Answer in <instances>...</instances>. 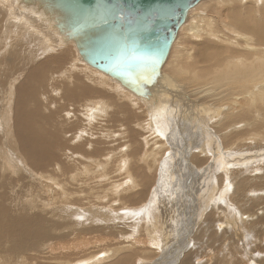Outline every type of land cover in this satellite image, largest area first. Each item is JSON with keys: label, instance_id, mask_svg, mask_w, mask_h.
<instances>
[{"label": "rangeland", "instance_id": "374dc122", "mask_svg": "<svg viewBox=\"0 0 264 264\" xmlns=\"http://www.w3.org/2000/svg\"><path fill=\"white\" fill-rule=\"evenodd\" d=\"M231 1L232 0H230V2ZM9 2L10 8H12V10L16 12L17 15L25 16V19L19 17V19L16 20L15 15L9 16V10L6 9L7 7L0 3V6H2L0 9H3L0 10V22L2 24L0 25V54L2 53V49L4 52L6 51V54H1L0 58L5 56L9 57V59L17 58L19 61L17 65L20 66L19 72L16 74V82L14 87L17 88V92L19 91L18 93L22 95V99L24 100H26L28 97L26 96L25 92L29 91L31 88L34 90L36 87V95L34 96V100H36V103L39 107L47 109L43 111L44 116L46 113H48L50 116L52 115L50 123L48 124H46L42 119H37V121H39V126L44 127L45 130H49L50 127H52L53 133L55 126L57 127L60 124V127L61 124L64 123L63 119L66 117L64 115L65 111H67L71 117L74 116V118H72V120L70 119L71 123L69 125L62 124L61 130L65 129V131L62 130L63 132H57L60 130L59 127H57L58 129L56 128L57 131L55 129L56 132H54V134H56L53 135L55 138H57V142H52V151L54 155H50L52 159L55 158L54 161H52V159L42 161H39L36 158L30 160L27 159L28 161L25 163L27 167L29 166L28 170L33 172L32 175L22 168L23 163L18 160V157L21 155L18 146L15 147L17 153H11V157L14 159V162H18L17 164L20 165L21 168L20 170L16 171L15 175L11 176L8 175V173H11L10 171L2 172L3 176H6L5 179H12V182H8L7 184V190L9 191L5 192L6 199L4 201V210L7 216L10 215V218L18 217L19 213V217L26 214V219L29 218L31 221L33 220L34 223L29 222L25 225V227H22L23 234H25L26 231L27 233L29 232L31 236V238L29 237V240L27 241V245H29V247L25 244V246L28 247H26L27 249L24 247L23 249L19 248L20 251L18 252H10L8 249L11 244V238L9 239L6 237H0V247H2L0 248V264H64L77 259L88 260L89 258L90 260L91 257H97V255L101 257L104 255V253V257L106 259L101 260L100 258V260H96V264H125V262L126 264H264V135L261 137L260 135L253 136L250 134V130H253L256 124L259 125L264 123L262 118L263 116L261 114V112L264 111V105L259 110L260 112L257 111L255 116L251 117V112L240 113L243 109H246V106L244 107L243 102H241V105H243L242 107H237V105L232 102L234 99H237V101L239 100V97H235L237 94L233 95L232 99H224L229 89H227L228 91H225L224 89L223 92H221L222 89H219L216 91V93L211 92V94H204V90L210 89L214 82H212L210 77L205 75V68L203 65L198 63V60H200L202 57V52H204L207 47H210L207 42L214 41L215 43H221L220 41L222 39L219 37L224 38V36L227 34L231 35L230 31L226 30V33L225 29H220V26L215 28L217 24H212L211 30L213 35L212 33L206 35L204 31L201 30L200 32L203 33H197L198 35L196 34V37L195 33L193 34V32L188 30V28H186L187 31L186 29H183L182 32L178 30L179 32L177 37L179 39L176 37V44L174 42L176 48H171L168 56L169 58H167L164 67L166 66L165 70L173 79L175 86L180 88V96L181 94H184L188 97V99L192 100L196 104H184L181 101H176L172 105L165 103L162 104V114L164 113L163 118H166L165 124L167 123L168 129L166 132L167 134L164 137L166 139L163 138V140H160L162 138H158L157 136L155 137L147 129L149 124L147 125L146 120L149 114H147V112L144 110V104H142L130 92L124 90V88L121 87L120 88L123 89L121 91L122 95L119 94L117 96V91L114 90V88H116L118 84L110 80L102 73H100V75L102 74L104 81L98 80L96 85L89 84L88 82L82 80L83 75L78 73L76 70L71 73H66L67 68L70 67V62L76 58L82 67L85 66L87 69H89V66L79 59L77 52L71 43L62 47H57L52 52H47L49 47L47 43L41 42L42 40H40L41 38L39 36L40 33L38 30H45V33L52 36V40L56 45L55 38L53 37L52 33L47 31L45 26L42 25V23H39V21H37L32 16V18L37 21V25L39 27L36 26L33 22L34 20L31 18V15L27 13H18V10L14 7L12 0ZM220 2L221 0H201L195 7L192 8V11H189L190 13L188 12L189 15L187 18L190 20L189 24H198L197 26H201L203 21L208 19V15L211 10H217V5ZM245 4H247V2ZM219 5H221V8L224 7L222 4ZM1 11L3 12L1 13ZM25 20L27 21L25 22ZM37 48L41 49L45 54L41 55V53L37 51ZM13 49L16 50V52L10 53L13 51ZM30 51H34L36 56L29 55ZM65 52H69L72 60L69 55H65ZM185 57H189L191 61L193 60V64L196 63L198 67L197 71L192 70L190 71L192 73L189 72L186 74L182 72L184 70L181 69V73H177V67L179 68L181 65L182 67L185 66H183ZM48 60L51 61V63L48 62ZM193 67L196 68L195 65H193ZM4 69V66L0 67V74ZM20 69L22 73L20 72ZM173 71L175 73H173ZM84 73L85 72H83V74ZM92 74L94 75H90L91 78L93 77L92 80H95V76L99 77V73L98 75L97 73ZM7 75L5 76L3 74L2 79L0 75V86L3 87V84L6 82L5 79L8 78ZM67 75H71L70 81H67ZM187 76L189 77V80ZM48 78H52L53 81L51 82L53 87H55L58 91L60 90L58 95H53L51 93L48 94V92H50L49 88L47 87ZM2 80H5L4 83ZM82 86L85 87V91L80 90ZM256 87L258 89H256ZM256 87L254 91L255 93H258L261 91L263 86L262 84H257ZM71 89L74 90L73 93H75L76 99L73 97L68 101H62L61 97ZM41 91H44L43 94L45 93L47 95L49 102H55L54 105L47 106L46 101L43 100L44 98L40 97ZM1 92L4 93L5 88H2ZM1 92L0 96H2L0 97V109L3 107V93ZM125 92L126 94L128 93L132 95L139 102V104L142 106L141 109L132 107L129 99L126 98L127 95ZM198 92L200 94H198ZM82 94L86 95H84L85 99ZM177 96L178 94L176 97ZM245 97H247L246 101H249V97L247 95ZM178 99L182 98L179 97ZM262 99V102L264 103V96ZM81 100L82 102L94 100L95 102L97 101L99 105H101L103 102H107L108 104L106 103V105L108 111L106 110V115L102 114V117H96L95 119L97 120H92L88 126L87 123H82V116H80V114L83 113L80 108V105L82 104ZM220 100H222L224 103H220ZM59 101L62 102L59 103ZM115 104H117L118 107ZM234 105L235 107L232 108ZM12 106L14 108V102H12ZM33 107L34 105H32V108ZM100 107L101 106H99L97 109ZM229 108H232L230 109L231 111H229ZM239 113L241 115H239ZM95 114L96 113H94V115ZM228 114L233 115L232 118L229 117L230 119H228ZM236 115H238L239 118ZM254 118L256 120H254ZM224 120L225 123H229L227 127L230 125V127L225 129V131L227 130L228 133L224 132V130L221 128V123ZM256 121L257 123H254ZM55 122L59 124L56 125ZM142 122L145 123L141 125ZM249 122L253 123L250 124ZM231 124H233L236 128H231ZM80 129H84L82 132L83 134L81 133ZM247 130L248 132H246ZM66 131H68V133H66ZM260 131L264 133L263 128ZM78 133H81L82 135L80 140L76 139V134ZM235 133H238L236 134L237 137L234 135ZM223 135L225 137H223ZM227 136H231V138H228ZM1 138L2 136L0 130V140ZM74 138L77 140L76 143L74 142ZM227 138L229 140L231 139L230 142L227 140ZM67 140L71 144L70 146ZM87 140L91 141V143L95 142L96 144L93 146H96L90 147L91 145H86L87 152H84V144ZM159 140L164 142L163 148L161 147ZM65 142H67L70 149L74 150L76 148L75 150H77V153L75 150H68L67 144ZM71 142H73V144ZM57 143L60 146L57 145ZM200 144L201 146L204 144L205 147H199ZM205 144H209L211 146V150L208 148L209 145L206 147ZM56 146L60 147V150H58V148L56 149ZM11 147H13V145H7L6 152L8 149L11 150ZM64 147L67 150H64ZM216 147H219V150L213 151L212 149ZM93 148L96 150L98 149L96 154H91L92 157H83V155L88 154V151L91 152ZM61 149L64 150V152H61ZM203 149H207L209 152L207 150L203 151ZM55 151L59 153H56ZM69 151L75 156V158L74 156H71L70 153H68ZM204 153L205 156H203ZM101 156L102 158H100ZM143 156H147V161L141 163L138 161V158ZM5 157H7V154H5ZM203 157H206L207 159ZM215 157L222 158L220 163L221 168L219 167L218 171L215 169H213L214 172L212 171L213 175L214 173H217L214 175L215 181L217 182L215 189L210 191V185L213 184L212 182H214V177L210 174L211 167L209 166L214 167L217 165L216 162L213 165V162L216 160ZM135 160L139 163L135 162ZM29 161L31 164H38L40 166L36 170H31ZM123 162H126L127 164L122 166ZM40 163L45 165H41ZM113 163H115V165ZM120 165L123 168L120 167ZM12 166L14 167L15 163H13ZM222 166H224L225 169H223ZM254 168H258L256 170H259V172L253 173L252 171ZM66 170L69 173H66ZM69 170H72V172ZM167 173L168 175H166ZM223 173H225L226 176L225 179L222 176L225 182L220 178L221 174ZM210 175L213 180H210ZM227 177H230L229 180L226 179ZM53 178H56L54 182L51 181ZM64 179H68V181H65ZM146 179L149 182H147ZM144 181L146 182L145 186L143 185ZM138 183H141L142 185ZM225 183H227L229 187L228 191V187L227 185L225 186ZM160 185L162 186L160 187ZM153 187L156 189V191ZM168 187L171 190L168 189ZM165 188L166 190H164ZM114 189L117 191H114ZM222 189L226 190L223 192ZM148 191L151 192L148 193ZM163 191L164 193H162ZM168 191L173 194H170ZM153 192L154 195L157 192H160L159 194L157 193L158 197H156L159 203V210L161 211H159L160 218L161 221H163V228L167 234V239L159 250L152 248V246H148L147 236L145 237L142 231L145 215L142 213H136V211L146 206L147 202V204H149L150 200H152ZM133 193L136 195L134 196ZM166 193L168 195H166ZM15 195L17 196V199ZM129 195L132 197H128L130 200L126 197ZM138 196L141 198L143 197L144 200L146 198V200L143 202V198L142 200L140 197L137 199ZM161 196L163 197L161 198ZM135 200L136 203L138 200H140L137 203V206L135 205ZM130 202L132 204L134 203V206ZM128 206H130V208ZM135 207L136 209H134ZM10 208H12V210ZM98 209L102 210L98 211ZM96 211H98L97 214ZM28 212H30V214ZM94 213L96 214L95 216H98L99 214L109 216L108 221L103 220L102 222L97 223V221H94ZM125 213L129 214L131 220L134 218L132 216H135V222H130L129 217H127ZM140 214L142 220L140 217H137ZM0 215H2L0 220L3 221L4 214L0 213ZM166 220H169V223L166 222ZM38 221L40 222L39 224ZM48 221L49 223L51 222L50 225ZM137 221L140 223L137 224ZM52 223L53 226H51ZM56 223L57 226L55 225ZM42 225L45 226V229ZM220 225L222 226L221 228H219ZM47 229H50V233L49 231L47 232ZM146 229L151 230V226L147 224ZM131 230L132 233H130ZM35 232L39 234L36 235ZM128 232L129 234L126 235ZM43 234L45 237L48 235L49 238H45L42 236ZM65 234L68 236L65 237ZM33 235H35V238ZM127 236L129 239H127ZM31 239L33 242L35 239L37 240H35L33 243ZM38 240H40V242ZM33 244L35 245V249L31 250L30 246ZM61 247H63V249ZM115 247H120L121 251L116 255V257L112 256L110 258V254L107 252L109 250H113ZM106 249L109 250L107 252H103L106 251ZM22 250L24 251L22 252ZM27 250L29 253H27ZM101 251L102 253H99ZM21 253H25L24 256ZM14 255L17 256V259L16 256L14 257ZM118 258L119 260H117Z\"/></svg>", "mask_w": 264, "mask_h": 264}, {"label": "bare ground", "instance_id": "6f19581e", "mask_svg": "<svg viewBox=\"0 0 264 264\" xmlns=\"http://www.w3.org/2000/svg\"><path fill=\"white\" fill-rule=\"evenodd\" d=\"M9 1H11V0H1L0 1V3L2 4V5H5L7 8V10H9V16H12V15H15V17H16V20H18L19 19V17H21V18H23V19H25V16H23V15H17V13L16 12H14L13 10H12V8H10V2ZM9 2V3H8ZM12 2H13V5H14V7H15V4H14V0H12ZM247 2V4H245ZM244 3V4H243ZM219 4H222L224 7L223 8H221V5H219ZM218 5H217V10L216 11H214V9L213 10H211V12L209 13V15H208V19L206 20V21H203V24L199 27V26H197L198 24H196V25H190L189 23H190V20H189V18H187L186 20L187 21H185L184 22V24L179 28V31L180 32H182V30L183 29H186V28H188V30H190V31H192L193 32V34L195 33V36H196V34L197 33H199L201 30H203L204 31V33L207 35V34H211L212 33V30H211V27H212V24L214 25H216L217 24V26L215 27V28H217V27H219L220 26V29H225V31L226 30H229L230 31V34L231 35H234V36H231V35H229V34H227V35H225L224 36V38H222V37H219V38H221V39H219V40H221L220 42L221 43H215L214 41H210V42H207L208 44H209V46L210 47H207L205 50H204V52H202L203 54H202V57L200 58V60H198L197 62L200 64H202L203 65V67L205 68V75L207 76V77H210L211 78V80H212V82H214L213 84L212 83H210V84H212V86H211V88L210 89H207V90H204V94H211V92H214V93H216V91L217 90H219V89H222V91L221 92H223V90L225 89V91L227 90V89H229V91H228V93L225 95V100H229V99H232V97H233V95H235V94H237L235 97H239V100L237 101V99H234L232 102H234V104H236L237 105V107L239 106H243L244 105V107L246 106V109H243L242 110V112H240V113H243V112H251V114H252V116L251 117H253V116H255V114L257 113V111H259L261 108H262V106L264 105V103L262 102V97L264 96V0H232L231 2H230V0H221V2L219 3ZM261 4V5H260ZM242 6V7H241ZM258 6V7H257ZM261 6V7H260ZM0 7H2V6H0ZM257 7V8H256ZM0 10H3V9H0ZM5 11V10H4ZM190 11H192V9L190 10ZM3 11H1V13H2ZM18 13H21V14H26V13H24V12H21V11H17ZM190 13V12H189ZM189 13H188V15H189ZM6 15V14H5ZM8 16V17H9ZM14 17V18H15ZM18 17V18H17ZM188 17V16H187ZM20 18V20L22 21V19ZM31 18H32V16H31ZM207 18V17H206ZM12 19H13V17H12ZM30 19V18H29ZM34 21V24L36 25V26H38L37 25V21L34 19V18H32ZM202 19H204V18H202ZM193 20V19H192ZM205 20V19H204ZM27 20H25V22H26ZM25 22H23V23H25ZM32 22V21H31ZM32 22V23H33ZM200 22V21H199ZM198 22V23H199ZM197 23V22H196ZM202 23V22H201ZM12 24V23H11ZM0 25H2L1 24V22H0ZM28 25H29V23H28ZM34 25V26H35ZM39 27V26H38ZM214 27V26H213ZM181 29V30H180ZM213 29V28H212ZM39 31V33H40V40H42L41 42H45V43H47V45H48V49H47V52H52V51H54L56 48H57V46L54 44V41L52 40V36L51 35H49V34H47V33H45V30H38ZM178 31V32H179ZM186 31H187V29H186ZM217 31V30H216ZM218 32H220V31H218ZM222 32V31H221ZM200 33H203V32H200ZM226 33H227V31H226ZM217 34V33H216ZM216 34H214V35H216ZM181 35V34H180ZM198 35V34H197ZM204 35V34H203ZM212 35H213V33H212ZM197 37V36H196ZM203 37V36H202ZM206 37V36H205ZM207 37H209V36H207ZM213 37V36H212ZM218 37V36H217ZM178 38V37H177ZM204 38V37H203ZM179 39V38H178ZM216 39V38H215ZM217 39V40H218ZM176 40V39H175ZM209 40H210V38H209ZM182 41V40H181ZM15 42V41H14ZM36 42V41H35ZM175 42V41H174ZM175 44H176V42H175ZM175 44L173 43V45H172V47L173 48H176L175 47ZM20 45V44H19ZM21 46V45H20ZM172 48V49H173ZM38 50L37 51H39L40 53H41V55H44L45 53L44 52H42V50L41 49H39V48H37ZM177 50V49H176ZM192 50V49H191ZM183 51V50H182ZM188 51H189V49H188ZM1 54H6V51L4 52V50L2 49L1 50ZM16 52V50H14L13 49V51L12 52H10V53H15ZM39 52H38V54H39ZM172 52V51H171ZM188 53V52H187ZM186 53V54H187ZM200 53V52H199ZM1 54H0V56H1ZM36 53H34V51L32 52V51H30L29 52V55H35ZM67 54V56L69 55L70 56V54H69V52L67 53V52H65V55ZM78 55V54H77ZM182 55V54H181ZM5 56V55H4ZM36 56V55H35ZM38 56V55H37ZM175 56V55H174ZM180 56V55H179ZM183 56V55H182ZM186 56H188V55H186ZM195 56H196V53H195ZM194 56V57H195ZM198 56V55H197ZM201 56V55H200ZM62 57V56H61ZM60 57V58H61ZM71 57V56H70ZM190 57V56H189ZM189 57H185V62H183V66L184 67H182V65L177 69L176 68V70H177V73L178 72H180L181 71V69H183L184 71H182V72H184V73H189L190 71H192V70H194V71H197V65H196V63H192V61H191V59H189ZM58 58V57H57ZM69 58V57H68ZM169 58V57H168ZM176 58V57H175ZM181 58H183V57H181ZM16 59V60H15ZM15 59H9V57H2V58H0V64H1V66H4L5 67V69L1 72V79H2V77H3V74L6 76L7 74V76H8V78L7 79H5L6 80V82L4 83V81L5 80H2L3 81V83H1V84H3V87L2 86H0V92H1V90H2V88H5V92L3 93V92H1V93H3V98H2V104H3V107H2V109H0V130H1V136H2V138H1V140H0V178H2V179H0V213L1 214H4V220L3 221H1L0 220V237H6V238H11V244H10V247H9V251L10 252H18V251H20L19 250V248H21V249H23L24 247L26 248L27 246L29 247V245H27V241L29 240V237L31 238V236H30V234H29V232L27 233L26 231H25V234H23V231H22V227H25V225L27 224V223H29V222H31V223H34L33 222V220L31 221L29 218L28 219H26V214H24V216H21V217H19V215H20V213H19V215H18V217H16V218H10V215L9 216H7L6 215V213H5V210H4V201H5V199H6V194H5V192H7V191H9V190H7L8 188H7V184H8V182H12V179H9V178H6L5 179V177L3 176V171H10L11 173H8V175H15L16 174V171L17 170H20V165H18L17 163L18 162H14V159L11 157V153H17V150H16V148L15 147H17L18 146V148H19V152H21V155L18 157V160L19 161H21L22 163V168L25 170V171H27V172H29V173H31V175H32V173L33 172H30L29 170H28V167H27V165H26V163L25 162H27L28 160H30V159H38L39 161H42V160H51L52 158H51V156L50 155H54L53 154V151H52V146H53V141H56L57 142V138H55V134H54V132H56L57 131V127H59V123H57V122H55L56 123V125H58L57 127L55 126V128L53 129V133H52V127H50V129L49 130H45V128L44 127H41V126H39V121H37V119L39 120V119H42L46 124H48V123H50V120H51V117H52V115L50 116L48 113H46L45 114V116H44V114H43V111L44 110H47V109H43L42 107H39L38 105H37V103H36V100H34V96L36 95V93H35V91H36V87H35V89L33 90L32 88L29 90V91H26L25 92V94H26V96H28L27 97V99L26 100H24V99H22V95H20V93H18L17 92V88H15L14 87V85H15V82H16V74L19 72V65H17L18 64V60H17V58H15ZM31 59V58H30ZM36 59V58H35ZM65 59V58H64ZM196 59V58H195ZM194 59V60H195ZM50 60V59H49ZM48 60V62H50L51 63V61H49ZM71 60H72V57H71ZM70 60V61H71ZM171 60V59H170ZM169 60V61H170ZM181 60V59H180ZM46 61V60H45ZM183 61V60H182ZM53 62V61H52ZM195 62V61H194ZM178 63V62H177ZM169 64V63H168ZM173 64V63H172ZM178 64H180V63H178ZM45 65V64H44ZM47 65V64H46ZM165 65V64H164ZM164 65H163V67H162V72H164V73H167L166 72V66L164 67ZM193 65H195L196 66V68H194L193 67ZM0 66V67H1ZM65 66V65H64ZM200 66V65H199ZM201 67V66H200ZM199 67V68H200ZM67 68V67H66ZM83 68V69H82ZM190 69V70H189ZM202 69V68H201ZM74 70H76L78 73H80L81 75H83V77H82V80H84L85 82H88L89 84H93V85H96V83H97V81L98 80H103L104 81V79H103V76H102V74L100 75V72L99 71H97L96 69H92L91 67H89V69H87L85 66H81L80 65V63L78 62V60H77V58L76 59H74L72 62H70V67L69 68H67V71H66V73L68 72V73H71V72H74ZM97 72H96V71ZM203 71H204V69H203ZM20 72H21V69H20ZM83 72H85L84 74H83ZM22 73V72H21ZM92 73H97V75H98V73H99V77H94V79L95 80H92V78L90 77V75L91 76H94ZM173 73H175L174 71H173ZM181 73V72H180ZM190 73H192V72H190ZM64 74V73H63ZM168 74V73H167ZM183 74V73H182ZM85 75V76H84ZM176 75V74H175ZM54 76V75H53ZM102 76V77H101ZM178 76V75H177ZM18 77H20V76H18ZM188 77V76H187ZM66 78H67V81H70L71 80V75H67L66 76ZM170 79L172 80V82H173V84L170 86V88H171V90H172V93H171V95H169V96H166V97H163V98H160L159 100H158V102L156 103V105H153V104H149V105H144L143 106V108H144V110L147 112V114H149V116L147 117V120L146 119H144V120H146V123H147V129L156 137H158V138H162V139H160V140H163V138L165 137V135L167 134L166 132H167V127H168V125H167V123L165 124V119L163 118V114H162V104H169V105H172L173 103H175L176 101H181L182 103H187V104H193L194 102L192 101V100H190V99H188V97L186 96V95H184V94H181V96H180V88L178 87V86H175V83H174V81H173V79L170 77ZM176 79V78H175ZM178 79V78H177ZM180 79V78H179ZM188 80H189V77H188ZM48 85H47V87L49 88V90H50V92H48V94H53V95H58L59 94V92H60V90L58 91L55 87H53V85H52V82L51 81H53V79L52 78H48ZM83 81V82H84ZM100 81V82H101ZM108 81V80H107ZM39 82V81H38ZM41 82V81H40ZM43 83V82H42ZM102 83V82H101ZM234 83H237V84H234ZM38 84V83H37ZM257 84H262V89H261V91H259L258 93L256 92L255 93V87H256V85ZM52 85V86H51ZM79 85V84H78ZM37 86V85H36ZM80 86V85H79ZM85 86V85H84ZM84 86H82V88L80 89V90H83V91H85L86 89H85V87ZM91 86V85H90ZM89 86V87H90ZM103 86V85H102ZM196 86V85H195ZM21 87V86H20ZM96 87V86H95ZM121 86L118 84L117 86H116V88H114V90H116L117 91V96L119 95V94H121V91L123 90V89H121L120 88ZM206 87V86H205ZM74 88V87H73ZM88 89V88H87ZM101 89V88H100ZM106 89V88H105ZM104 89V90H105ZM107 89H108V86H107ZM256 89H258L257 87H256ZM4 90V89H3ZM48 90V91H49ZM95 90V89H94ZM110 90V89H109ZM108 90V91H109ZM125 90V89H124ZM185 90V89H184ZM107 91V90H106ZM105 91V92H106ZM111 91H113V90H111ZM38 92V91H37ZM43 92L44 91H41V98H44L43 100H45L46 101V103H47V106L49 105H54V101L53 102H49V98L47 97V95L44 93L43 94ZM74 92V90L73 89H71V90H69L68 92H66L65 94H64V96H62L61 97V100L62 101H68V100H70V99H72L73 97L75 98V93H73ZM77 93V92H76ZM79 93H81V92H79ZM112 93V92H111ZM123 93V92H122ZM39 94V93H38ZM125 94H126V92H125ZM178 94V96L176 97V95ZM198 94H200L199 92H198ZM85 95V94H84ZM84 95L82 94V96L84 97ZM122 95V94H121ZM127 95V99H129V102L132 104V107H134V108H139V109H141V105L139 104V102L132 96V95H130V94H126ZM248 96L249 97V101H246L247 100V97H245V96ZM2 96V95H1ZM0 96V97H1ZM49 96V95H48ZM86 96V95H85ZM114 96H115V94H114ZM116 96V97H117ZM199 96H201V95H199ZM210 96V95H209ZM24 97H25V95H24ZM39 97V98H40ZM58 97V96H57ZM171 99H170V98ZM174 97H176V98H174ZM179 97H181L182 99H178ZM53 98H54V96H53ZM78 98V97H77ZM100 98V97H99ZM221 98V97H220ZM35 99H36V97H35ZM76 99V98H75ZM84 99H85V97H84ZM86 99H87V97H86ZM78 100V99H77ZM169 100H171V101H169ZM34 101V102H33ZM61 101V102H62ZM211 101V100H210ZM12 102H14V108H13V106H12ZM60 101H59V103H61ZM79 102V101H78ZM81 102H82V100H81ZM220 103H224V102H222V100H220L219 101ZM226 102V101H225ZM241 102H243L244 104L243 105H241ZM31 103V104H30ZM33 103V104H32ZM40 103V102H39ZM67 103V102H66ZM107 103V102H106ZM106 103L105 102H103L101 105H99V103L96 101H94V100H89V101H84V102H82V104L80 105V108H81V110H82V112L83 113H81L80 114V116H82V120H83V122L82 123H87L88 124V126H89V123H91L92 122V120H94L96 117H102V114L103 115H106L105 113H106V110L108 111V109H107V105H106ZM227 103V102H226ZM63 104V103H62ZM68 104V103H67ZM72 104V103H71ZM108 104V103H107ZM194 104H196V103H194ZM32 105H34V107L32 108ZM65 105V104H64ZM116 106H117V104H115ZM46 106V107H47ZM99 106H101L99 109H97ZM113 106V105H112ZM78 107V106H77ZM118 107V106H117ZM122 107H124V106H122ZM129 107V106H128ZM175 107V106H174ZM203 107V106H202ZM235 107V105L232 107V108H234ZM79 108V107H78ZM232 108H229V111H231L230 109H232ZM118 109H120V108H118ZM124 109V108H123ZM127 109V108H126ZM128 109H130V108H128ZM167 109V108H166ZM209 109V108H208ZM238 109V108H237ZM237 109H236V111H237ZM69 110V109H68ZM173 110V109H172ZM201 110V109H200ZM203 110V109H202ZM211 110V109H210ZM234 110V109H233ZM79 111V110H78ZM120 111V110H119ZM125 111V110H124ZM168 111V110H167ZM170 111V110H169ZM176 111H177V109H176ZM204 111V110H203ZM98 112V113H97ZM127 112V111H126ZM135 112V111H134ZM166 112V111H165ZM182 112V111H181ZM260 112V111H259ZM94 113H96L95 115H94ZM211 113V112H210ZM239 113V115H241ZM176 114V113H175ZM182 114V113H181ZM216 114V113H215ZM261 114H262V118H263V122H264V111H262L261 112ZM66 117L63 119L64 120V123H62L63 125H69L70 123H71V120H72V118H74V116H70L68 113H67V111H65V114H64ZM166 115V114H165ZM168 115V114H167ZM170 115V114H169ZM229 116L227 117L228 119H230L229 117H231L232 118V116L233 115H231V114H228ZM219 116V115H218ZM237 117H238V115H236ZM247 116V115H246ZM243 117V116H242ZM244 117H245V115H244ZM128 118V117H127ZM222 118V117H221ZM239 118V117H238ZM62 119V118H61ZM71 119V120H70ZM149 119V120H148ZM225 119V118H224ZM41 120V121H42ZM97 119H95V121H96ZM234 120V119H233ZM247 120V119H246ZM250 120V119H249ZM248 120V121H249ZM252 120V119H251ZM254 120H256L255 118H254ZM13 121V122H12ZM42 121V122H43ZM239 121H241V120H239ZM242 121H245V120H242ZM253 121V120H252ZM258 121V120H257ZM257 121L256 122H254V123H257ZM261 121V120H260ZM54 122V121H53ZM175 122V121H174ZM259 122V121H258ZM145 122H142L141 123V125H143ZM238 123H240V122H238ZM250 124L251 123H253V122H249ZM260 123V122H259ZM62 124H61V126L59 127L60 128V130H58L57 132H63V131H65V129L62 131L61 130V127H62ZM74 124V123H73ZM86 124V125H87ZM139 124V123H138ZM229 123H225V120L224 121H222V123H221V128H222V130H224V132H227V130L225 131V129L226 128H228V127H230V125L227 127V125H228ZM250 124H248V125H250ZM263 124L264 123H262V124H259V125H257L256 124V126L254 127V129L253 130H250V134H252L253 136H256V135H260L261 137H262V135H264V133L263 132H261L260 130H262V128L264 129V127H263ZM75 125V124H74ZM216 125V124H215ZM232 125V127L231 128H236L233 124H231ZM246 125V124H245ZM254 125V124H253ZM65 127V126H64ZM83 127V126H82ZM87 127V126H86ZM136 127H138V126H136ZM135 127V128H136ZM141 127V126H140ZM145 127V126H144ZM247 127H250V126H247ZM57 128V129H56ZM81 128V127H80ZM88 128V127H87ZM55 129H56V131H55ZM230 129V128H229ZM69 130V129H68ZM84 130V129H83ZM83 130H81L80 129V131H81V133L83 132ZM232 130V129H231ZM221 131V130H220ZM260 131V132H259ZM74 132V131H73ZM89 132V131H88ZM150 132H148V133H150ZM223 132V133H224ZM230 132V131H229ZM246 132H248V130L246 131ZM259 132V133H258ZM66 133H68V131H66ZM75 133V132H74ZM81 133H78V134H76V139L77 140H80L81 138H82V135H81ZM85 133V132H84ZM145 133H147V132H145ZM222 133V134H223ZM228 133V132H227ZM226 133V134H227ZM231 133V132H230ZM234 133V132H233ZM240 133V132H239ZM54 134V135H53ZM58 134V133H57ZM83 134V133H82ZM112 134V133H111ZM232 134V133H231ZM236 134H238V133H235L234 135L237 137V135ZM249 134V135H250ZM67 135V134H66ZM87 135V134H86ZM153 135H151V136H153ZM216 135V134H215ZM244 135H246V134H244ZM62 136H64V135H62ZM70 136H71V134H70ZM89 136V135H88ZM91 136V135H90ZM125 136V135H124ZM228 136H229V134H228ZM227 136V137H228ZM61 137V136H60ZM65 137V136H64ZM85 137V136H84ZM122 137V136H121ZM146 137V136H145ZM202 137V136H201ZM223 137H225L224 135H223ZM234 137V136H233ZM233 137H232V139H233ZM241 137V136H240ZM59 138V137H58ZM69 138V137H68ZM108 138V137H107ZM135 138V137H134ZM133 138V139H134ZM228 138H231V136L230 137H228ZM227 138V140H229ZM235 138V137H234ZM243 138V137H242ZM122 139V138H121ZM144 139V138H143ZM164 139H166V138H164ZM225 139V138H224ZM240 139V138H239ZM71 140V139H70ZM74 140H75V138H74ZM77 140H75L74 142L76 143L77 142ZM159 140V142L161 143V147L163 148L164 147V142H162V141H160ZM231 140V139H230ZM230 140H229V142H230ZM68 141V140H67ZM72 141H73V139H72ZM142 141V140H141ZM240 141V140H239ZM64 142V141H63ZM238 142V141H237ZM66 144H67V142H65ZM72 144H73V142H71ZM126 143V142H125ZM200 143V142H199ZM202 143H204V142H202ZM235 143V142H234ZM61 144V143H60ZM68 144H69V146L71 145L70 143H69V141H68ZM68 144H67V148H68V150L70 149V147H68ZM94 144H96L95 142H93V143H91V141H86V143L84 144V152H87L86 151V145L87 146H89V145H91L90 147H95V146H93ZM159 144V143H158ZM221 144H223V143H221ZM233 144V143H232ZM231 144V145H232ZM7 145L9 146V145H13V147H11L10 149L11 150H9L8 149V151L6 152V149H7ZM57 145H59L58 143H57ZM64 145V144H63ZM143 145V144H142ZM206 145V147H208V145L209 144H205ZM55 146V145H54ZM60 146V145H59ZM144 146V145H143ZM159 146V145H158ZM234 146V145H233ZM232 146V147H233ZM237 146H238V144H237ZM63 147V146H62ZM73 147V146H72ZM76 147H77V145H76ZM78 147H79V144H78ZM199 147H205L204 146V144L201 146V144H200V146ZM210 145H209V149H210ZM56 149L58 148V150H60V147H55ZM88 148V147H87ZM66 148L64 147V150H65ZM76 149V148H75ZM74 149V150H75ZM78 149V148H77ZM91 149V148H90ZM151 149V148H150ZM62 150V149H61ZM64 150H62L61 152H64ZM67 150V149H66ZM73 149H70V151H72ZM73 150V151H74ZM89 150V149H88ZM98 150V149H97ZM97 150L95 149V148H93V150H91V152H89L88 151V154L87 155H83V157H90L91 156V154H96L97 153ZM110 150V149H109ZM207 149H203V151H206ZM211 150V149H210ZM213 151L215 150V151H217V150H219V147H216V148H214V149H212ZM229 150V149H228ZM70 151L68 152V153H70ZM76 151V153H77V150H75ZM103 151V150H102ZM102 151H101V153H102ZM160 151V150H159ZM208 151V150H207ZM212 151V152H213ZM18 152V153H19ZM56 152V151H55ZM78 152H80V151H78ZM209 152V151H208ZM56 153H59V152H56ZM81 153V152H80ZM216 153V152H215ZM243 153V152H242ZM5 154H7V157H5ZM61 154V153H60ZM59 154V155H60ZM71 154V153H70ZM79 154V153H78ZM136 154V153H135ZM168 154V153H167ZM208 154V153H207ZM217 154V153H216ZM100 155V154H99ZM98 155V156H99ZM129 155V154H128ZM138 155V154H137ZM210 155V154H209ZM58 156V155H57ZM71 156H74V155H72L71 154ZM108 156V155H107ZM139 156V155H138ZM203 156H205V153L203 154ZM67 157V156H66ZM69 157V156H68ZM92 157V156H91ZM97 157V156H96ZM95 157V158H96ZM217 157V156H216ZM215 157V158H216ZM54 158V157H53ZM74 158H75V156H74ZM73 158V159H74ZM100 158H102V156L100 157ZM203 158H206V157H203ZM28 159V160H27ZM55 159V158H54ZM54 159H52V161H54ZM59 159V158H58ZM72 159V158H71ZM79 159V158H78ZM82 159H84V158H82ZM147 159V156H143V157H140V158H138V161L139 162H141V163H144L145 161H147L146 160ZM207 159V158H206ZM213 159H214V156H213ZM221 157H218V158H216V160L213 162V165H214V163L216 162V164L217 165H215L214 167L213 166H209V167H211V172H210V174L211 175H213L212 173L214 172V170L213 169H215L216 171H218L219 170V167H220V163H221ZM76 160H77V158H76ZM34 161V160H33ZM138 161H136L135 160V162H138ZM164 161H165V159H164ZM163 161V162H164ZM167 161V160H166ZM49 162V161H48ZM83 162V161H82ZM138 162V163H139ZM172 162V161H171ZM170 162V163H171ZM13 163H15V166L13 167L12 166V164ZM38 163V162H37ZM44 163V162H43ZM133 163V162H132ZM41 165H45V164H42V163H40ZM52 164V163H51ZM114 165H115V163H113ZM120 164H122V163H120ZM127 163L125 162H123V165L122 166H124V165H126ZM167 164V163H166ZM222 164H223V162H222ZM226 164V163H225ZM29 165H30V167H31V170L33 169V170H36L40 165H38V164H36V165H34V164H31L30 163V161H29ZM74 165H76V164H74ZM133 165V164H132ZM162 165V164H161ZM165 165V164H164ZM230 165V164H229ZM47 166V165H46ZM81 166V165H80ZM121 165H120V167H122ZM130 166H131V162H130ZM163 166V165H162ZM225 166V165H224ZM224 166H222V168L223 169H225L224 168ZM252 166V165H251ZM19 167V168H18ZM48 167V166H47ZM76 167V166H75ZM115 167V166H114ZM165 167H166V165H165ZM45 168V167H44ZM123 168V167H122ZM133 168V167H132ZM148 168V167H147ZM180 168H182V167H180ZM221 168V167H220ZM48 169V168H47ZM49 169H50V167H49ZM48 169V170H49ZM52 169H53V166H52ZM52 169H51V171H52ZM73 169V168H72ZM82 169V168H81ZM208 169V168H207ZM256 169H258V168H256ZM255 168H254V170L252 171L253 173H255V172H259V170L257 171ZM47 170V171H48ZM124 170H125V167H124ZM134 170V169H133ZM208 170H210V169H208ZM23 171V170H22ZM54 171V170H53ZM69 171H71L72 172V170H69ZM168 171V170H167ZM213 171V172H212ZM225 171V170H224ZM249 171V170H248ZM64 172V171H63ZM66 173H69L67 170L65 171ZM133 172V171H132ZM220 172V171H219ZM226 172V171H225ZM5 173V172H4ZM42 173V172H41ZM53 173V172H52ZM252 173V174H253ZM262 173V172H261ZM40 174V173H39ZM45 174H47V173H45ZM50 174V173H49ZM61 174V173H60ZM59 174V175H60ZM71 174V173H70ZM131 174V173H130ZM141 174H143V173H141ZM217 174V173H216ZM215 173H214V175H216ZM258 174V173H257ZM38 175V174H37ZM41 175V174H40ZM67 175V174H66ZM135 175V174H134ZM140 175V174H139ZM166 175H168V173L166 174ZM211 175H210V177H211ZM214 175H213V177H214ZM244 175V174H243ZM248 175V174H247ZM246 175V176H247ZM34 176V175H33ZM58 176V175H57ZM64 176V175H63ZM138 176V175H137ZM141 176V175H140ZM143 176V175H142ZM165 176V175H164ZM163 176V177H164ZM173 176V175H172ZM222 176L224 177V179H225V173H223V174H221V176H220V178L222 179V180H224L223 178H222ZM259 176V175H258ZM35 177V176H34ZM139 177V176H138ZM144 177V176H143ZM149 177V176H148ZM158 177V176H157ZM4 178V179H3ZM17 178V177H16ZM30 178H31V176H30ZM67 178V177H66ZM133 178V177H132ZM131 178V179H132ZM146 178V177H145ZM159 178V177H158ZM161 178H162V176H161ZM169 178V177H168ZM230 178V177H229ZM229 178L227 177L226 179H228L229 180ZM48 179V178H47ZM141 179H142V177H141ZM148 179V178H147ZM147 179H146V181H147ZM170 179V178H169ZM175 179V178H174ZM54 180H56V178L54 179H51V181H53L54 182ZM65 181H68V179H64ZM63 180V181H64ZM134 180V179H133ZM143 180V179H142ZM145 180V179H144ZM166 180V179H165ZM210 180H213V178L211 177L210 178ZM209 180V181H210ZM247 180V179H246ZM17 181V180H16ZM130 181H132V180H130ZM168 181V180H167ZM31 182V181H30ZM41 182V181H40ZM112 182V181H111ZM125 182H126V178H125ZM138 182H141V181H138ZM147 182H149V181H147ZM152 182V181H151ZM216 182L217 181H215V177H214V182H212L211 184L212 185H210V191L211 190H213V189H215V187H216ZM224 182H225V180H224ZM135 183V182H134ZM138 184H141V183H138ZM150 184V183H149ZM180 184V183H179ZM223 184V183H222ZM229 184V183H228ZM20 185V184H19ZM71 185V184H70ZM142 185V184H141ZM143 185L145 186L146 185V182L144 181V183H143ZM151 185V184H150ZM167 185V184H166ZM227 185V183H225V186ZM49 186V185H48ZM75 186V185H74ZM97 186V185H96ZM162 185H160V187H161ZM168 186V185H167ZM208 186H209V184H208ZM229 186H230V184H229ZM233 186H235V185H233ZM246 186V185H245ZM147 187V186H146ZM227 187H228V185H227ZM231 187V186H230ZM247 187V186H246ZM17 188V187H16ZM38 188V187H37ZM68 188V187H67ZM148 188V187H147ZM154 188V187H153ZM68 189H70V188H68ZM91 189V188H90ZM111 189H113V188H111ZM110 189V190H111ZM119 189V188H118ZM143 189V188H142ZM168 189H170L169 187H168ZM175 189V188H174ZM204 189H205V187H204ZM149 190H150V187H149ZM154 190L156 191V189L154 188ZM154 190H152V191H154ZM164 190H166V188L164 189ZM171 190V189H170ZM217 190V189H216ZM220 190V189H219ZM223 190V189H222ZM226 190V189H225ZM225 190H223V192L225 191ZM229 190V187H228V189H227V191ZM72 191V190H71ZM114 191H117L116 189H114ZM143 191V190H142ZM145 191V190H144ZM173 191V190H172ZM177 191H178V189H177ZM200 191V190H199ZM202 191V190H201ZM215 191V190H214ZM226 191V192H227ZM26 192V191H25ZM75 192V191H74ZM80 192V191H79ZM149 192H151V191H148V193ZM168 192H170V191H168ZM189 192V191H188ZM253 192V191H252ZM11 193H12V191H11ZM73 193V192H72ZM80 193H82V192H80ZM136 193V192H135ZM138 193H139V191H138ZM144 193V192H143ZM158 194L160 193V192H157ZM157 193L154 195V192L152 193L153 194V197H152V200H150V202H149V204H147L146 203V206H144L142 209H140V210H138V211H136V213L138 214V213H142V214H144L145 215V221L143 222V225H142V231H143V234H144V236L146 237L147 236V244H148V246H152V248H154V249H157V250H159L160 248H161V246H163V244H164V242L166 241V239H167V234H166V232H165V230H164V226H163V221H161V218H160V208L158 207V199H157ZM162 193H164V191L162 192ZM68 194V193H67ZM134 194V193H133ZM137 194V193H136ZM136 194H134V196L136 195ZM142 194V193H141ZM151 194V195H152ZM170 194H173V193H171L170 192ZM174 194H175V192H174ZM183 194V193H182ZM256 194V193H255ZM23 195V194H22ZM35 195V194H34ZM97 195V194H96ZM132 195V194H131ZM131 195H129V196H126L127 197V199H129V198H132V197H130ZM140 195V194H139ZM166 195H168L167 193H166ZM264 195V194H263ZM8 196V195H7ZM19 196V195H18ZM24 196V195H23ZM98 196V195H97ZM157 196V197H156ZM253 196V195H252ZM251 196V197H252ZM15 197H16V199H17V196L15 195ZM67 197H69V196H67ZM93 197V196H92ZM101 197V196H100ZM106 197V196H105ZM123 197V196H122ZM125 197V198H126ZM129 197V198H128ZM139 197L140 196H138V198L137 199H139ZM150 197V196H149ZM160 197V196H159ZM163 196H161V198H162ZM165 197V196H164ZM170 197V196H169ZM64 198V197H63ZM75 198V197H74ZM134 198V197H133ZM141 198V197H140ZM143 198V197H142ZM142 198H141V200H142ZM148 198V197H147ZM98 199V198H97ZM149 199V198H148ZM151 199V198H150ZM208 199V198H207ZM213 199V198H212ZM99 200V199H98ZM122 200V199H121ZM121 200H120V202H121ZM126 200V199H125ZM130 200V199H129ZM134 200V199H133ZM145 200H146V198H145ZM144 200V198H143V202L145 201ZM190 200V199H189ZM55 201V200H54ZM79 201V200H78ZM117 201V200H116ZM124 201V200H123ZM128 201V200H127ZM140 200H138V202H139ZM208 201H210V200H208ZM207 201V202H208ZM226 201V200H225ZM107 202V201H106ZM115 202V201H114ZM131 202H132V200H131ZM130 202V203H131ZM137 202V203H138ZM211 202V201H210ZM19 203V202H18ZM69 203V202H68ZM111 203V202H110ZM128 203V202H127ZM135 203H136V200H135ZM137 203L135 204L136 206H137ZM141 203V202H140ZM163 203H164V201H163ZM162 203V204H163ZM13 204V203H12ZM132 204V203H131ZM134 204V203H133ZM132 204V205H133ZM209 204V203H208ZM73 205V204H72ZM131 205V206H132ZM138 205H140V204H138ZM143 205H145V204H143ZM233 205V204H232ZM11 206V205H10ZM19 206V205H18ZM25 206V205H24ZM28 206V205H27ZM134 206V205H133ZM160 206V205H159ZM26 207V206H25ZM113 207V206H112ZM129 208H130V206H128ZM163 207V206H162ZM161 207V208H162ZM18 208H20V207H18ZM18 208H17V211H18ZM28 208V207H27ZM74 208V207H73ZM164 208V207H163ZM162 208V209H163ZM227 208V207H226ZM239 208V207H238ZM11 210H12V208H10ZM29 209V208H28ZM27 209V210H28ZM44 209V208H43ZM134 209H136V207L134 208ZM13 210H15V209H13ZM31 210V209H30ZM29 210V211H30ZM46 210V209H45ZM102 209H98V211H101ZM179 210V209H178ZM22 211V210H21ZM21 211H19V212H21ZM98 211H96V214H97V212ZM124 211V210H123ZM160 211V212H159ZM27 212V211H26ZM126 212V211H125ZM134 212H135V210H134ZM133 212V213H134ZM16 213V212H15ZM22 213H23V211H22ZM29 214H30V212H28ZM50 213V212H49ZM78 213V212H77ZM115 213V212H114ZM197 213V212H196ZM51 214V213H50ZM95 213H94V221H97V223L98 222H102L103 220H107L108 221V218H109V216H105L104 214L103 215H101V214H99L98 216H95L96 215ZM126 214V213H125ZM124 214V215H125ZM162 214V213H161ZM80 215H82V214H80ZM134 215V214H133ZM143 215V216H144ZM175 215V214H174ZM192 215V214H191ZM2 215H0V217H1ZM35 216V215H34ZM51 216V215H50ZM113 216H114V214H113ZM117 216V215H116ZM115 216V217H116ZM126 216L127 217H129V214H126ZM141 216V214L139 215V216H137V217H140ZM33 217V216H32ZM80 217V216H79ZM132 217H134L132 220L130 219V217H129V219H130V222L132 221H134L135 222V216H132ZM131 217V218H132ZM240 217V216H239ZM81 218H82V216H81ZM80 218V219H81ZM141 218V217H140ZM34 219V218H33ZM42 219V218H41ZM78 219V218H77ZM79 219V220H80ZM126 219V218H125ZM128 219V218H127ZM139 219V218H138ZM202 219V218H201ZM40 220V219H39ZM45 220V219H44ZM141 220H142V218H141ZM169 220H170V218H169ZM168 220V221H169ZM5 221V222H4ZM36 221H37V219H36ZM35 221V222H36ZM43 221V220H42ZM47 221V220H46ZM45 221V222H46ZM78 221V220H77ZM106 221V222H107ZM109 221H110V219H109ZM120 221V220H119ZM122 221V220H121ZM167 220H166V222H168ZM44 222V221H43ZM127 222V221H126ZM165 222V223H166ZM40 222L38 221V224H39ZM48 223H49V221H48ZM51 223V222H50ZM50 223H49V225H50ZM138 223H140V222H138L137 221V224ZM169 223V222H168ZM37 224V225H38ZM59 224V223H58ZM72 224V223H71ZM147 224H149L150 226H151V230H147L146 229V225ZM34 225V224H33ZM48 225V226H49ZM56 226H57V223L55 224ZM67 225V224H66ZM132 225V224H131ZM43 227H44V229H45V226L44 225H42ZM51 226H53V223H52V225ZM58 226H61V225H58ZM62 226H65V225H62ZM41 227V226H40ZM50 227V226H49ZM69 227V226H68ZM139 227V226H138ZM137 227V228H138ZM217 227H218V225H217ZM222 226L220 225L219 226V228H221ZM21 228V229H20ZM33 228V227H32ZM47 228V227H46ZM53 228V227H52ZM60 228V227H59ZM61 228H63V227H61ZM70 228V227H69ZM99 228V227H98ZM129 228V227H128ZM27 229V228H26ZM51 229V228H50ZM49 229V230H50ZM92 229V228H91ZM95 229V228H94ZM97 229V228H96ZM101 229V228H100ZM48 229H47V232L49 231ZM69 230V229H68ZM102 230V229H101ZM112 230V229H111ZM28 231V230H27ZM35 231V230H34ZM44 231V230H43ZM70 231V230H69ZM94 231V230H93ZM103 231V230H102ZM151 231V232H150ZM59 232H61V231H59ZM130 232V231H129ZM129 232L128 233H126V235H128L129 234ZM39 233H40V231H39ZM39 233H36L35 232V234L37 235V234H39ZM49 233H50V231H49ZM48 233V234H49ZM96 233V232H95ZM130 233H132V230H131V232ZM138 233V232H137ZM136 233V234H137ZM47 234V233H46ZM52 234V233H51ZM53 235V234H52ZM71 235V234H70ZM123 235V234H122ZM172 235V234H171ZM171 235H170V237H171ZM34 236V238H35V235H33ZM42 236H44V234L42 235ZM66 236H68L67 234H65V237ZM88 236V235H87ZM169 236V235H168ZM37 237H39V236H37ZM41 237V236H40ZM45 237V236H44ZM47 237L49 238V236L47 235ZM47 237H45V238H47ZM54 237H55V235H54ZM134 237V236H133ZM43 238V237H42ZM41 238V239H42ZM47 238V239H48ZM169 238V237H168ZM44 239V238H43ZM126 239V238H125ZM127 239H129L128 238V236H127ZM2 240V239H1ZM35 240H37V239H35ZM35 240H34V242H35ZM31 241L33 242V240L31 239ZM39 242H40V240H38ZM48 241V240H47ZM95 241V240H94ZM133 241V240H132ZM10 242V241H9ZM33 242V243H34ZM45 242H46V240H45ZM42 243H43V241H42ZM25 244L27 245V246H25ZM102 244V243H101ZM131 244V243H130ZM30 245H31V243H30ZM46 245H48V244H46ZM33 246V247H32ZM32 246H30L31 248V250H34L35 248H34V244L32 245ZM42 246V245H41ZM27 247V248H28ZM40 247V246H39ZM38 247V248H39ZM0 248H2V247H0ZM26 248V249H27ZM60 248V247H59ZM58 248V249H59ZM62 249H63V247H61ZM150 249V248H149ZM109 249H106V251H103V252H107ZM24 250H22V252H23ZM37 251V250H36ZM52 251V250H51ZM121 251V249H120V247H115L113 250H109L107 253H109L110 255H109V257L111 258L112 256H115L116 257V255L119 253ZM7 252V251H6ZM5 253V252H4ZM27 253H29L28 252V250H27ZM99 253H102V251L101 252H99ZM1 254V253H0ZM11 254V253H10ZM21 254H23V253H21ZM25 254V253H24ZM24 254H23V256H24ZM7 255V254H6ZM135 255V254H134ZM16 255H14V257H15ZM105 256V253H104V255H102L101 257H99V255H97V257H99V258H97V257H91L90 258V260H89V258H88V260H74V261H69V262H66V263H64V264H96V260H100V258H101V260H105L106 258L104 257ZM13 257V258H14ZM0 258H1V256H0ZM3 258V257H2ZM7 258V257H6ZM6 258H5V260H6ZM8 259H9V257H8ZM16 259H17V256H16ZM124 259V258H123ZM25 260V259H24ZM33 260V259H32ZM32 260H30L31 262H33ZM117 260H119V258L117 259ZM1 261V260H0ZM7 261V260H6ZM121 261V260H120ZM124 261H125V259H124ZM13 262V261H12ZM35 262V261H34ZM99 262V261H98ZM28 263V262H27ZM122 263H123V260H122ZM113 264V263H112ZM114 264H116V263H114ZM124 264V263H123ZM125 264H126V262H125Z\"/></svg>", "mask_w": 264, "mask_h": 264}, {"label": "water", "instance_id": "95a60500", "mask_svg": "<svg viewBox=\"0 0 264 264\" xmlns=\"http://www.w3.org/2000/svg\"><path fill=\"white\" fill-rule=\"evenodd\" d=\"M201 0H14L79 59L134 95L156 105L171 95L162 72L179 28Z\"/></svg>", "mask_w": 264, "mask_h": 264}]
</instances>
